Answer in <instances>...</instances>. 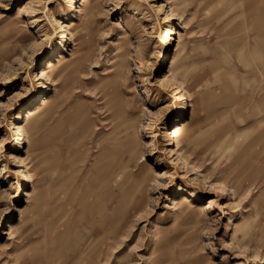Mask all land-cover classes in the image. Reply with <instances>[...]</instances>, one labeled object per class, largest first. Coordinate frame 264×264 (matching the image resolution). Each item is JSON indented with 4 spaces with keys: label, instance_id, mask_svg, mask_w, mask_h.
Segmentation results:
<instances>
[{
    "label": "rangeland",
    "instance_id": "obj_1",
    "mask_svg": "<svg viewBox=\"0 0 264 264\" xmlns=\"http://www.w3.org/2000/svg\"><path fill=\"white\" fill-rule=\"evenodd\" d=\"M89 1L0 0V264H264V0Z\"/></svg>",
    "mask_w": 264,
    "mask_h": 264
},
{
    "label": "bare ground",
    "instance_id": "obj_2",
    "mask_svg": "<svg viewBox=\"0 0 264 264\" xmlns=\"http://www.w3.org/2000/svg\"><path fill=\"white\" fill-rule=\"evenodd\" d=\"M84 3H85V6H87L86 7V14H85L86 19L81 21L80 23H76L72 19L70 22L66 23V25H64V27L61 28V30H63L66 27L70 28L68 30L81 29L83 27H86V25L88 23V17L93 12V7L91 6L89 0H84ZM24 10H25L24 8H21L19 10V13L23 12ZM73 10H75V6L73 7ZM177 16H178L177 12L175 10H173L171 15H170V19H176ZM18 30H19V28H18ZM167 30H168V32L166 33V35L164 37V43L166 45H168L170 43V40L172 39L171 36L177 32V26L172 25V26L168 27ZM63 36H64V38H69L68 34L66 32L64 33ZM65 45L66 44H61L62 50H66ZM49 62H50V64L48 66V69L53 70L57 66V63L54 60H51ZM172 64H173V59L171 60L170 67L172 66ZM38 76H39L38 79L44 80V79L49 78L50 75H49V72L47 69H43V71H41ZM175 91L177 92V94L175 95V105L177 107L181 108V106H183V104L186 103V101L188 100V97H187L186 93H184L182 90L179 89L178 86L175 87ZM51 103H52V101L49 99V97H46L45 99H43V101L41 99V101L39 102L40 105H38V106L35 105L34 107H30L29 109H27L25 111V113H23V112L17 113L16 120H17L18 125L16 127L17 133H16V138H15V145H14L15 147H19L21 145V143L24 141V139H25L24 136H25L26 132H28L32 138H35L37 136L38 130H37V125L34 123V119L37 115H39ZM183 115L184 114H183L182 110H178L173 121L179 120V118L182 117ZM20 119H22V120L20 121ZM22 122H26V126L20 124ZM180 130H181V126L179 124H177V125H175L174 128L170 129V132L168 134L172 135L173 137H178L180 134ZM183 158H184L186 163L190 164L187 157H183ZM22 162H24V159H22ZM24 180H25V183H27V184H29V182L32 180L31 174L29 172L24 173ZM25 193L28 194V192H25ZM190 201H191L190 198L188 196H185L182 199L181 203L188 204V206H189V204H191V203H189ZM20 210H21L20 211L21 216L23 217V215L25 213L22 209H20ZM247 228H248V224L245 223L242 226H237L235 230L236 231L239 230L245 234L247 232ZM11 229L14 230V224L13 223L11 224Z\"/></svg>",
    "mask_w": 264,
    "mask_h": 264
}]
</instances>
